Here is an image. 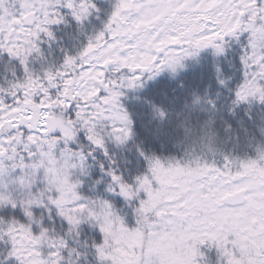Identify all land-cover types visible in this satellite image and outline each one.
I'll use <instances>...</instances> for the list:
<instances>
[{
  "label": "snow or ice",
  "instance_id": "1",
  "mask_svg": "<svg viewBox=\"0 0 264 264\" xmlns=\"http://www.w3.org/2000/svg\"><path fill=\"white\" fill-rule=\"evenodd\" d=\"M0 264H264V0H0Z\"/></svg>",
  "mask_w": 264,
  "mask_h": 264
},
{
  "label": "trees",
  "instance_id": "2",
  "mask_svg": "<svg viewBox=\"0 0 264 264\" xmlns=\"http://www.w3.org/2000/svg\"><path fill=\"white\" fill-rule=\"evenodd\" d=\"M64 29H61V32H64ZM68 43H71V41H67ZM175 126L174 128L169 132L170 135H177L178 136V143H182L184 147L188 150H191L192 148H195L197 152L201 150V145L198 143H193V138L191 136H188L187 139H185V133H184V127L186 123H190V118L186 117L184 113H180L175 117Z\"/></svg>",
  "mask_w": 264,
  "mask_h": 264
}]
</instances>
